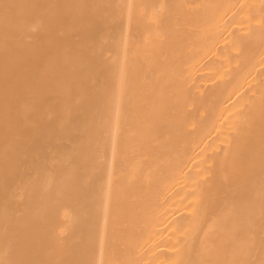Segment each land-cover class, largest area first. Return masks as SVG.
<instances>
[{
	"label": "bare ground",
	"instance_id": "obj_1",
	"mask_svg": "<svg viewBox=\"0 0 264 264\" xmlns=\"http://www.w3.org/2000/svg\"><path fill=\"white\" fill-rule=\"evenodd\" d=\"M0 264H264V0H0Z\"/></svg>",
	"mask_w": 264,
	"mask_h": 264
}]
</instances>
